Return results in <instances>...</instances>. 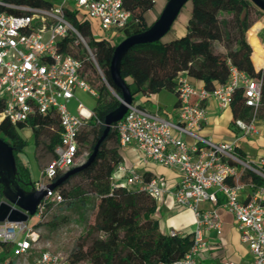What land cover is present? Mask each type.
Instances as JSON below:
<instances>
[{"label":"built area","instance_id":"obj_1","mask_svg":"<svg viewBox=\"0 0 264 264\" xmlns=\"http://www.w3.org/2000/svg\"><path fill=\"white\" fill-rule=\"evenodd\" d=\"M56 1L50 6H38L0 0V100L5 104L0 122L8 119L19 124L36 114L51 113L60 119L61 138L55 156L35 181L37 189L48 190L35 214L38 223L51 204L65 200L60 190L49 185L78 161L81 164L85 160L80 137L91 127L94 109L80 101L74 112L69 104L77 99L79 91L99 97L98 89L88 79V66L103 74L94 48L68 13H81L96 28L111 32L108 39L114 33H123L133 15L125 0ZM67 39L73 42L64 47ZM75 46L80 47L79 53L71 51ZM175 88L179 99L175 119L134 101L124 118L112 126L123 146L136 145L142 151L143 161L180 172L173 188L163 177L146 178L134 170L126 172L124 185L145 191L157 200L172 193L180 207L189 208L196 215L191 249L180 259L159 264H204L200 255L207 246L205 231L214 229L221 233L223 226L215 209L201 208L205 201L222 205L232 213L241 240L252 254L247 263L226 260L222 264H264V156H246L239 147V139L257 132V127L253 120L237 118L234 124L241 135L222 141L199 132L209 118L207 101L214 97L221 109L227 108L238 88L244 89L245 103L256 114L262 101V79L252 78L231 64L229 80L213 91L192 83L183 73L177 77ZM185 136L194 141L187 142ZM118 169L125 170L121 165ZM249 173L263 183L246 179ZM184 233L169 231L170 235ZM0 242L14 245V264H29L34 253H38L35 264H70L68 255L40 246V234L28 221L0 222Z\"/></svg>","mask_w":264,"mask_h":264},{"label":"trees","instance_id":"obj_2","mask_svg":"<svg viewBox=\"0 0 264 264\" xmlns=\"http://www.w3.org/2000/svg\"><path fill=\"white\" fill-rule=\"evenodd\" d=\"M10 1L50 6L56 0ZM189 1H192L191 15L183 35L169 39L168 32L158 41L136 44L123 58L121 73L131 89L134 101L139 93L156 94L164 90L176 92V79L180 73H187L213 91L229 80L232 64L252 78L262 79V101L256 114L252 107L246 105L243 88L235 91L231 103L234 122L237 118L252 120L264 107V68L257 71L254 66L253 47L247 39V30L255 19L252 17L255 11H264L252 0ZM155 4L156 0H125V6L133 13L129 25L123 31L125 38L148 29L155 22H149L146 16ZM68 16L94 48L98 63L105 74V81L99 84L89 80L99 91L94 107L95 117L89 127L91 129L85 133L83 131L80 137L81 148L82 145L89 146L90 156L105 131L106 115L121 103L122 91L114 83L110 71L117 43L113 38L96 37L95 26L81 13L69 12ZM71 42L73 39H67L64 47H68ZM219 44L225 47L226 52L217 50ZM256 54L257 52L254 55ZM4 105V101L0 100V112ZM26 127L31 128L36 145L40 144V137L45 130L51 132L48 148L54 156L61 138V127L56 113L36 114L19 124H13L8 119L0 122V137L13 147L17 159L18 180L25 190H30L35 181L30 168L19 157L28 143L20 132ZM111 139H115L117 143L113 147H109L107 143ZM118 143V134L112 128L101 143L95 161L57 187L63 194L64 201L71 205L77 201L88 204L86 196L92 194L99 199L98 205L95 204L93 208L96 211L95 223L90 227L87 237L77 241L69 255L70 264H80L82 261H91L93 264H159L180 259L191 249L194 233L170 235L163 232L156 216L157 199L145 191L114 180V174L124 158ZM76 177H80L83 182L67 187ZM246 179L263 183L252 173L247 174ZM2 199L3 185L0 183V201ZM95 233L103 235L94 236ZM0 244L4 246L6 253L13 246L6 242ZM1 260L5 264H14L7 257Z\"/></svg>","mask_w":264,"mask_h":264},{"label":"crops","instance_id":"obj_3","mask_svg":"<svg viewBox=\"0 0 264 264\" xmlns=\"http://www.w3.org/2000/svg\"><path fill=\"white\" fill-rule=\"evenodd\" d=\"M168 0H156L155 6L146 14L149 22L155 21L162 13ZM191 5L185 9V13L181 19L173 25L171 31L167 35L168 38H175L183 35L187 30L188 19L191 15ZM184 10V7H183ZM247 39L253 47L252 60L257 71L264 68V12L255 11V19L251 27L247 30ZM219 51L226 52V49L221 44L218 45ZM257 52L259 61H255L254 54ZM256 54V55H257ZM261 68V69H260ZM189 80L198 85L203 86L201 81L190 77ZM136 103L143 105L152 111H159L166 117L175 119L179 106L178 95L174 90H164L156 94H142L139 93L136 98ZM209 118L199 131L206 137H211L215 141L232 140L241 135V132L234 124V112L231 105L227 108L221 109L218 101L212 97L207 101ZM86 106V105H85ZM90 109L92 107L86 106ZM257 132L239 139V147L246 156L258 157L264 156V107L258 116L252 118ZM185 140L189 143L194 141L191 136H185ZM120 152L123 155V160L119 166L125 170L117 168L114 174V180L117 183L124 184L127 171L134 170L137 173L146 175L147 178L158 176L163 177L167 181L169 188H173L180 179V172L177 168H169L159 165L155 162L143 161V153L136 145L123 146L118 143ZM118 166V167H119ZM222 202L224 199L220 196ZM158 208L156 216L159 217L160 228L163 232L169 233L171 230L183 231L185 233L193 232L196 228V215L193 210L189 208L180 207L172 193H165L158 200ZM98 205V203H97ZM202 209H215L222 221V232L218 233L216 230H206L205 237L207 246L201 252V259L204 264H222L226 260H232L238 263H247L252 258L248 246L241 240V233L238 229L237 222L224 206H216L210 202H202ZM166 219V220H165ZM14 245L9 253H6L4 246L0 244V264L2 258L7 257L8 260L14 261ZM11 255V256H9ZM29 264L32 263L29 259Z\"/></svg>","mask_w":264,"mask_h":264},{"label":"water","instance_id":"obj_4","mask_svg":"<svg viewBox=\"0 0 264 264\" xmlns=\"http://www.w3.org/2000/svg\"><path fill=\"white\" fill-rule=\"evenodd\" d=\"M189 0H168L161 15L146 30L124 38L115 47L111 62V76L114 83L122 91L120 105L105 117V131L95 145L93 152L83 163L76 165L61 175L49 188L56 189L71 175L93 163L98 155L101 143L107 138L112 126L122 120L128 112L129 105L134 102V96L127 81L121 73L122 61L127 52L136 44L155 42L162 39L171 30L181 10ZM264 11V0H252ZM0 183L3 185V199L0 201V222L28 221L35 215L37 208L48 190L37 189L35 185L25 190L18 180L17 159L13 147L0 137Z\"/></svg>","mask_w":264,"mask_h":264},{"label":"rangeland","instance_id":"obj_5","mask_svg":"<svg viewBox=\"0 0 264 264\" xmlns=\"http://www.w3.org/2000/svg\"><path fill=\"white\" fill-rule=\"evenodd\" d=\"M56 2L57 4L60 3L58 0ZM191 4L192 1L187 2L177 21L183 17L186 7ZM252 17H255V13ZM95 32L97 33V37H110L111 35V32H104L96 27ZM113 36V39H115L114 42L117 44L125 38L124 33H114ZM217 50H219L218 47ZM71 51L73 53H79L80 47H71ZM87 71L88 77L90 78L88 79L92 83L99 84L101 81H105L104 73H99L89 66L87 67ZM112 91L115 93L114 90ZM80 101H82L86 106L92 108H94L97 104L96 97L92 96L90 93L79 91L77 93V99L70 102V109L76 112L77 104ZM90 129L91 128H86L84 133ZM20 132L23 137L27 139L28 143L24 150L20 152L19 157L30 168L33 180L37 181L40 178L41 169L48 165L54 157L53 152L48 148L51 132L49 130H45L44 133H42L39 145H36L33 140L31 128L26 127ZM107 143L109 147H113V145L117 144L115 139H111ZM89 150V146L82 145L81 154H83L82 159H85L84 161H86L89 157V154H85V152L89 153ZM79 164L80 161H78L77 165ZM82 182L83 180L80 177H76L71 180L67 187H72L73 185ZM86 197L89 200V203L86 205L82 201H77L73 205L69 204L68 201L51 204L45 212L41 223H38L39 219L36 215L30 216L28 223L30 226H35L36 230H38L40 234L41 247L69 256L77 241L81 238H85V236L87 237L90 227H92L95 223L96 211L94 212L93 208L95 207V204L99 202V199L95 194ZM99 235H103V233L94 234V236ZM37 254L38 253H34L29 257L32 263L34 262ZM13 256L15 258L14 254H12V257ZM80 264L93 263L91 261H82Z\"/></svg>","mask_w":264,"mask_h":264},{"label":"bare ground","instance_id":"obj_6","mask_svg":"<svg viewBox=\"0 0 264 264\" xmlns=\"http://www.w3.org/2000/svg\"><path fill=\"white\" fill-rule=\"evenodd\" d=\"M254 59H255V61H259V59H258V54L257 55H254ZM261 69V68H260Z\"/></svg>","mask_w":264,"mask_h":264}]
</instances>
